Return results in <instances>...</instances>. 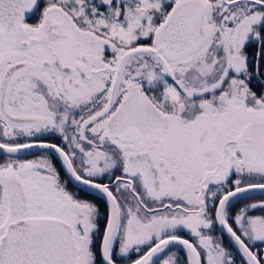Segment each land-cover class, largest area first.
<instances>
[{"label":"snow or ice","instance_id":"obj_1","mask_svg":"<svg viewBox=\"0 0 264 264\" xmlns=\"http://www.w3.org/2000/svg\"><path fill=\"white\" fill-rule=\"evenodd\" d=\"M257 194L264 0H0V264H264Z\"/></svg>","mask_w":264,"mask_h":264},{"label":"flooded vegetation","instance_id":"obj_2","mask_svg":"<svg viewBox=\"0 0 264 264\" xmlns=\"http://www.w3.org/2000/svg\"><path fill=\"white\" fill-rule=\"evenodd\" d=\"M28 158H31V157H28ZM264 200V195H259V194H257V195H254L252 198H251V201L252 202H256V201H258V200ZM258 214V213H257Z\"/></svg>","mask_w":264,"mask_h":264},{"label":"rangeland","instance_id":"obj_3","mask_svg":"<svg viewBox=\"0 0 264 264\" xmlns=\"http://www.w3.org/2000/svg\"><path fill=\"white\" fill-rule=\"evenodd\" d=\"M262 200V199H261ZM259 201V200H258Z\"/></svg>","mask_w":264,"mask_h":264}]
</instances>
